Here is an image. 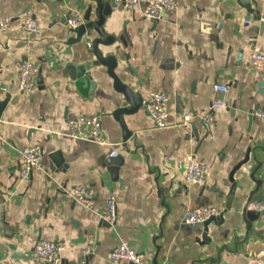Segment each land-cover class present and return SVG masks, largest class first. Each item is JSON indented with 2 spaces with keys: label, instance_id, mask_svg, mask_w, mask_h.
Here are the masks:
<instances>
[{
  "label": "crops",
  "instance_id": "crops-1",
  "mask_svg": "<svg viewBox=\"0 0 264 264\" xmlns=\"http://www.w3.org/2000/svg\"><path fill=\"white\" fill-rule=\"evenodd\" d=\"M96 1L0 0V17L11 18L0 30V264H32L27 254L39 239L62 244V264H116L111 252L121 239L149 264H247L253 258L264 264V213L250 228L242 213L248 201L251 208L264 199V119L255 117L264 106V71L250 63L254 48L264 52L261 1L176 0L173 12L152 21L142 14L143 2L128 10L115 0L102 24L114 42L99 50L114 56L115 74L142 99L134 113L122 114L127 136L115 111L129 102L107 67L91 65L92 96L81 93L67 71L95 59L86 44L99 35L88 29L70 42L76 32L67 16L78 10L83 18L91 7L89 19L96 20ZM27 13L37 30H24ZM26 59L40 69L30 95L17 86L18 65ZM153 91L169 96L165 127H155L143 107ZM78 115L100 116L107 143L69 137L67 120ZM30 144L41 147L44 168L21 180L18 150ZM112 150L118 152L113 159ZM248 150V161L230 179ZM57 153L65 166L51 169ZM189 155L207 166L201 186L185 179ZM81 186L93 188L92 206L74 199ZM111 192L117 194L113 224L101 218ZM196 205L219 209L207 226L211 243L197 240L203 225L183 222L185 209ZM88 242L95 249L83 259Z\"/></svg>",
  "mask_w": 264,
  "mask_h": 264
},
{
  "label": "built area",
  "instance_id": "built-area-1",
  "mask_svg": "<svg viewBox=\"0 0 264 264\" xmlns=\"http://www.w3.org/2000/svg\"><path fill=\"white\" fill-rule=\"evenodd\" d=\"M264 7V0H260ZM142 4V14L145 18L158 21L163 18L165 13L173 12L177 7L176 0H122V5L128 10H134L136 6ZM248 23V20H244ZM83 23L81 12L72 10L67 16V25L75 28ZM11 24V18L8 16L0 17V30L7 29ZM24 30L31 32L39 28V23L33 14L27 13L23 20ZM87 47H90L88 42ZM250 63L257 70L264 71V52L254 48L250 53ZM40 74L39 66L32 59H26L18 65V90L25 94H33L38 89V77ZM226 86H216L218 91H226ZM143 107L147 114L151 117L155 127H165L168 124L169 117V96L163 91H153L149 97L143 102ZM210 118V114H205ZM255 117L264 119V106L256 110ZM191 116L186 114L184 121H189ZM67 134L73 139L89 140L103 145L107 143L102 132V121L98 115H78L67 120ZM0 140L2 136L0 134ZM19 164L21 180H28L32 172L42 170L43 153L37 144H30L21 147L19 150ZM118 152L112 150L111 157H116ZM207 174L206 164L197 159L194 155H189L185 164V179L187 182L195 185H203ZM75 200L92 206L94 190L89 186H81L72 191ZM251 208L255 210H264V199L251 204ZM219 209L214 205H196L188 207L184 211L183 222L189 226H200L207 219L216 216ZM101 218L109 223H115L117 219V194L111 192L105 199L104 208ZM92 242H88L82 249V258H86L89 253L94 251ZM63 246L59 242L46 239H39L30 254L32 264H62L61 251ZM111 258L116 264H149L142 255L129 245L127 240L121 239L116 248L111 252ZM84 261V260H83ZM247 264H263L262 258H253Z\"/></svg>",
  "mask_w": 264,
  "mask_h": 264
},
{
  "label": "water",
  "instance_id": "water-1",
  "mask_svg": "<svg viewBox=\"0 0 264 264\" xmlns=\"http://www.w3.org/2000/svg\"><path fill=\"white\" fill-rule=\"evenodd\" d=\"M116 5L115 0H109L108 2H102V0H97L96 1V8H95V15H96V20H90L89 19V14L91 11V7H88L87 10L84 13L83 16V23L79 24L75 28H70V30H73L76 32V36L73 38H70V42H78L83 35L87 33L88 29H94L97 34L99 35L98 37L94 38L91 40L90 43V48L92 54L95 56V59L92 60L91 62H84L79 65H69L67 67L68 74L70 78L74 81V84L77 86L78 90L81 93L84 94H89L92 96L95 91L96 84L92 81V76H91V65H105L107 67V73L109 76L113 79V85L115 89L123 94L125 97V100L129 102L128 107H123L119 108L115 111V115H117L119 121L121 122L123 129H124V135L127 136L129 134V131L126 130L123 119H122V114H131L134 113L137 109H139L142 105V99L139 96L138 93L134 92L128 85L124 84L119 77L115 74L114 68L116 65V60L114 56L108 55V56H103L102 52L99 50V45H104V46H109L114 42V37L109 36L105 34L103 30V21H104V16L109 14L111 12V9ZM249 5V2L247 1L246 6ZM249 7V6H248ZM249 12L253 11V8H248ZM38 77V81H39ZM5 105V102H0V109ZM252 112H250L249 119L252 120ZM201 124L205 126V128H209V124L207 123L206 120L202 119ZM193 131L196 133V129L194 126H192ZM59 160L53 161L54 163L51 164V169L55 165L56 167H61L63 164V159L60 155V153H57ZM111 159L115 157H110ZM249 159V150L247 151L245 157L238 162L233 170L230 173V179L233 177L234 171L239 168L243 163H246ZM63 166V167H64ZM63 167L61 169H63ZM117 169V167H115ZM260 180H257L259 183ZM249 206V201L245 204L243 208V216L245 219V222L247 224V227L250 228L253 221L256 220L261 214L264 213V210H255L253 208H248ZM215 217L212 216L211 218L207 219L202 225L204 228V231L202 232L201 236L197 238L198 241L200 239L208 241L211 243V238L208 236V229L207 226L211 220H214ZM197 227V226H195ZM32 250L28 252L27 255H30ZM132 264V263H130Z\"/></svg>",
  "mask_w": 264,
  "mask_h": 264
}]
</instances>
